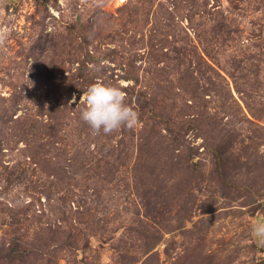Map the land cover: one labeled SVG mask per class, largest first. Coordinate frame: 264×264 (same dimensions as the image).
Listing matches in <instances>:
<instances>
[{"label":"rangeland","instance_id":"374dc122","mask_svg":"<svg viewBox=\"0 0 264 264\" xmlns=\"http://www.w3.org/2000/svg\"><path fill=\"white\" fill-rule=\"evenodd\" d=\"M151 1L150 18L152 10H171L172 2L177 1L184 24L192 18L195 30L203 31L201 40L210 39L222 23L230 27L224 43L220 42L223 35L212 40L213 61L224 69L222 72L229 80L241 78L249 71L251 78H258L259 83L252 81L256 83L253 93L262 104L254 106L264 110V0ZM127 2L110 0L104 9L116 14ZM143 2L139 0L138 4ZM98 7L101 0H51L47 7L37 0H0V26L8 33L5 44L0 46V237L8 238L14 231L27 230L30 236L35 233L38 224L25 219L31 213L26 208V202L32 198L28 194L49 181L22 154L26 142L16 135L23 127L17 117L29 110L33 115L40 113L45 102V75L54 69L47 66V54L53 56L52 65L56 67V62L59 64L64 57L60 46L68 50L71 41L76 44L69 27L88 19ZM164 21L169 23L168 19ZM114 43L105 45L112 48ZM35 49L45 51L40 61L35 58ZM64 67L76 68L77 62L65 63ZM74 72L75 69L67 70L64 74L71 76ZM224 90L207 95L201 102L211 111L221 102L230 106L225 121L233 126L219 137L228 160L218 170L213 155L203 150V138L190 131L189 143L200 151L195 159L203 160L205 165L196 173L198 178L191 181L181 202H167L161 196L150 203L141 201L129 164L121 165L110 184H97L105 187L100 206L92 205L93 198L85 187L89 180L72 181L67 188L63 183L52 188L55 200L50 206L42 195L48 209L41 213L42 225L62 223L65 228L75 227L83 220V211L92 206L95 209L91 210L92 216L85 218L95 223L96 230V234L89 236L87 247L49 249L52 255L56 254L59 264H119L123 250L142 257L149 227L145 214L162 236L153 251L143 255L137 264L154 251L158 253L157 264H264V236L255 232V226L264 225V168L259 169V164L264 163V116L258 119L249 112L242 99L247 98V93L233 90L225 100L223 96L221 99V94H226ZM75 101L76 95L70 102ZM73 126L74 123L70 128L65 125L62 133H69ZM135 127L138 130L139 124ZM74 129L77 130L76 126ZM41 133L45 136L44 131ZM60 195L67 196L70 203L62 204L58 200ZM36 208L40 212V207Z\"/></svg>","mask_w":264,"mask_h":264},{"label":"trees","instance_id":"16d2710c","mask_svg":"<svg viewBox=\"0 0 264 264\" xmlns=\"http://www.w3.org/2000/svg\"><path fill=\"white\" fill-rule=\"evenodd\" d=\"M50 1L37 0L44 7ZM132 1L128 0L115 14L104 9L110 0H101V7L88 19H81L76 26L69 27L68 32L75 37L76 44L71 41L68 50L60 46L64 57L59 64L56 62V67L52 65L53 56L46 52L50 57L47 66L54 69L45 75V102L40 113L33 115L29 110L17 117L23 127L16 135L26 142L22 154L30 160L35 171L49 181L40 185V190L28 194L32 198L26 202L31 213L25 219L37 223V230L31 236L26 230L23 233L14 231L8 238L0 237V264H59L50 248L84 249L88 246L89 236L96 234L95 223L85 220L93 215V206L82 212L83 220L75 223V227L65 228L62 223L42 225L41 213L48 210L42 195L50 206L55 200L52 188L62 183L67 188L72 181L89 180L90 184L83 183L93 198L92 205L100 206L105 187L97 184H110L121 165L129 164L132 165L133 186L141 201L150 203L161 196L167 202H181L191 181L198 178L196 173L205 165L203 160L195 159L200 151L198 146L189 143L190 131H196L198 137L203 138V150L213 155L218 170L228 160L219 137L233 126L225 121L230 106L221 102L211 111L201 102L207 95L225 89L226 94H221V99L223 96L227 100L233 90L247 93L248 99L243 96V103L253 116L263 118L264 110L256 107L262 101L253 93L256 83L252 81L259 83V79L251 78L249 71L241 78L229 80L222 72L224 69L213 61L212 40L223 35L220 42H225L230 27L222 23L216 26L217 31L210 39L201 40L203 31L195 30L192 18L184 24L177 1L172 2L171 10L164 7L152 10L151 18V0L140 4L139 0L137 4ZM182 26L187 29L182 31ZM109 40L115 42L114 47L105 45L111 42ZM43 54V49H35L38 61ZM69 62H77V67L65 68V63ZM73 69L75 72L71 76L64 74ZM97 80L118 85L125 91L126 102L139 113L138 130L122 127L107 135L92 133L80 118L85 107L80 99ZM122 81L127 84H121ZM75 95L77 101L70 102ZM72 123L77 130L73 126L69 133H62L64 126L70 128ZM253 162L258 163L257 160ZM261 164L259 169L264 168V163ZM58 200L64 205L70 203L64 195ZM36 206L40 207V212ZM149 218L145 214L149 227L142 257L153 251L162 236ZM120 257L119 264H137L142 259L131 250H123ZM157 261L158 253L154 251L141 264H157Z\"/></svg>","mask_w":264,"mask_h":264},{"label":"clouds","instance_id":"9594fccd","mask_svg":"<svg viewBox=\"0 0 264 264\" xmlns=\"http://www.w3.org/2000/svg\"><path fill=\"white\" fill-rule=\"evenodd\" d=\"M7 30L0 26V46L7 39ZM125 91L118 85L97 80L81 97L85 107L80 118L89 125L94 135L101 132L111 134L122 127L133 128L139 120V113L127 102ZM255 232L264 236V225L255 226Z\"/></svg>","mask_w":264,"mask_h":264}]
</instances>
